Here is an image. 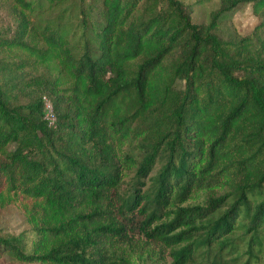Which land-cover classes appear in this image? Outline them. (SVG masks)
Returning a JSON list of instances; mask_svg holds the SVG:
<instances>
[{
    "label": "trees",
    "instance_id": "16d2710c",
    "mask_svg": "<svg viewBox=\"0 0 264 264\" xmlns=\"http://www.w3.org/2000/svg\"><path fill=\"white\" fill-rule=\"evenodd\" d=\"M9 1L55 13L27 20V44L0 39V49L43 66L62 102L49 127L43 97L22 105L0 88V210L19 208L32 235L1 237L0 253L128 264L142 238L170 264H251L264 246V59L214 31L249 5L264 32V0H220L206 26L179 0Z\"/></svg>",
    "mask_w": 264,
    "mask_h": 264
},
{
    "label": "rangeland",
    "instance_id": "374dc122",
    "mask_svg": "<svg viewBox=\"0 0 264 264\" xmlns=\"http://www.w3.org/2000/svg\"><path fill=\"white\" fill-rule=\"evenodd\" d=\"M36 3L37 0H26ZM189 14L193 23L199 26H206L213 13L221 8L220 0H179ZM40 8H35L32 13L22 12L17 9L9 0H0V39L15 43H28L27 20L31 22L35 19L37 22L51 19L55 13L46 10L43 3ZM260 25V18L253 14L249 5L238 6L230 12L220 16L215 35L222 42L238 43L240 41H249L248 56L253 59H264V32L262 29L256 30ZM181 50H178L173 56L166 60V64H172L176 57H179ZM27 58V53L19 48L12 50L0 49V88L8 91L16 97L18 104H27L39 99L45 98L49 103L60 105L62 99L58 93L49 90L48 72L46 69L36 63L31 57L33 64H20L22 59ZM181 83L177 82L176 87ZM52 105V108H53ZM54 111V110H53ZM57 115L59 112H57ZM44 119V117H43ZM56 120V118H55ZM123 150H129L124 148ZM159 163L154 167L152 175L157 171ZM150 175V176H152ZM226 189L215 190L210 192H201L193 200L183 203L181 206L205 205L210 197L221 196ZM165 221L160 220L154 224ZM152 224V225H154ZM23 234L29 241L32 238L30 226L25 221L24 216L19 208L7 206L0 210V238L16 237ZM264 230L261 231L260 237H263ZM237 236V235H235ZM234 237V236H233ZM134 245L129 252L128 264H170L171 260L168 255V249L159 245L148 243L142 238ZM206 251V249H204ZM241 251H238V255ZM207 253V252H206ZM210 251L205 257H212ZM204 257V258H205ZM246 257L242 256L240 263L245 261ZM0 264H23L14 262L4 254L0 253ZM251 264H264V246L259 250L253 251Z\"/></svg>",
    "mask_w": 264,
    "mask_h": 264
},
{
    "label": "built area",
    "instance_id": "2783aa9c",
    "mask_svg": "<svg viewBox=\"0 0 264 264\" xmlns=\"http://www.w3.org/2000/svg\"><path fill=\"white\" fill-rule=\"evenodd\" d=\"M43 106H44V119L46 120L49 127L54 126L55 124V115L52 108V105L49 103V101L45 98H43Z\"/></svg>",
    "mask_w": 264,
    "mask_h": 264
}]
</instances>
